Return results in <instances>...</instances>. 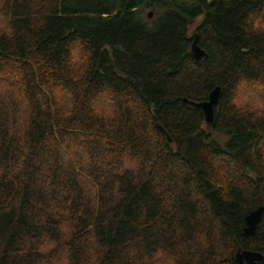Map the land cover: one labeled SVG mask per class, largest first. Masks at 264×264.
Masks as SVG:
<instances>
[{"label": "trees", "instance_id": "16d2710c", "mask_svg": "<svg viewBox=\"0 0 264 264\" xmlns=\"http://www.w3.org/2000/svg\"><path fill=\"white\" fill-rule=\"evenodd\" d=\"M261 207L264 0H0V264H241Z\"/></svg>", "mask_w": 264, "mask_h": 264}, {"label": "water", "instance_id": "95a60500", "mask_svg": "<svg viewBox=\"0 0 264 264\" xmlns=\"http://www.w3.org/2000/svg\"><path fill=\"white\" fill-rule=\"evenodd\" d=\"M153 16L154 13H150L149 17L153 18ZM192 53L198 61H201L203 58H207L206 52L198 46L197 42L193 45ZM221 96L222 88L218 87L211 93L207 102L197 103L189 100H185V102L195 109L202 110L207 126L212 128L215 123V112L220 105ZM168 138L169 141L172 142V139L169 136ZM263 216L264 207H261L247 218V229L245 231L246 237H254L256 235ZM237 260L241 264H260L264 261V256L259 252L243 251L237 254Z\"/></svg>", "mask_w": 264, "mask_h": 264}, {"label": "rangeland", "instance_id": "374dc122", "mask_svg": "<svg viewBox=\"0 0 264 264\" xmlns=\"http://www.w3.org/2000/svg\"><path fill=\"white\" fill-rule=\"evenodd\" d=\"M150 13H154L153 10H147L145 14L148 15ZM193 28H192L191 32H193ZM262 102H263V100L261 99V97L256 92L251 91L247 94L242 93V92L239 93L238 104L240 106H253V107L259 106L258 108H261Z\"/></svg>", "mask_w": 264, "mask_h": 264}]
</instances>
